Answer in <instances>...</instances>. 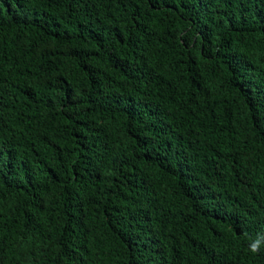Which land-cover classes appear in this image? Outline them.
I'll list each match as a JSON object with an SVG mask.
<instances>
[{"label": "trees", "instance_id": "trees-1", "mask_svg": "<svg viewBox=\"0 0 264 264\" xmlns=\"http://www.w3.org/2000/svg\"><path fill=\"white\" fill-rule=\"evenodd\" d=\"M257 233L264 0H0V264H264Z\"/></svg>", "mask_w": 264, "mask_h": 264}, {"label": "clouds", "instance_id": "clouds-1", "mask_svg": "<svg viewBox=\"0 0 264 264\" xmlns=\"http://www.w3.org/2000/svg\"><path fill=\"white\" fill-rule=\"evenodd\" d=\"M262 249H264V233H257L256 236L249 237L248 250L252 254H259Z\"/></svg>", "mask_w": 264, "mask_h": 264}]
</instances>
